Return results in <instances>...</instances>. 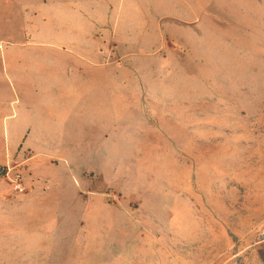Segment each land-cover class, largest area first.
<instances>
[{
    "label": "rangeland",
    "instance_id": "obj_1",
    "mask_svg": "<svg viewBox=\"0 0 264 264\" xmlns=\"http://www.w3.org/2000/svg\"><path fill=\"white\" fill-rule=\"evenodd\" d=\"M107 3L104 16H95L93 63L112 79L100 87L109 93L110 110L98 119L94 114L93 123L52 130L61 153L54 167L78 169L79 200L161 201L179 212L183 200L216 201L223 211L232 206L241 213L258 207L264 0ZM13 4L0 0V59L7 46L30 38L22 16L12 15L19 8ZM19 258L0 241V264H21Z\"/></svg>",
    "mask_w": 264,
    "mask_h": 264
},
{
    "label": "crops",
    "instance_id": "obj_2",
    "mask_svg": "<svg viewBox=\"0 0 264 264\" xmlns=\"http://www.w3.org/2000/svg\"><path fill=\"white\" fill-rule=\"evenodd\" d=\"M10 1L30 37L7 46L0 59V164L33 151L26 192L13 194L0 175V241L17 261L264 264V200L241 213L211 200H183L179 212L161 201L77 198L79 171L54 167L61 153L52 130L93 123L94 114L98 119L110 110L109 93L100 87L112 79L93 63L95 16H104L108 0Z\"/></svg>",
    "mask_w": 264,
    "mask_h": 264
},
{
    "label": "built area",
    "instance_id": "obj_3",
    "mask_svg": "<svg viewBox=\"0 0 264 264\" xmlns=\"http://www.w3.org/2000/svg\"><path fill=\"white\" fill-rule=\"evenodd\" d=\"M26 158L22 159V162H10L0 170V175L3 176L8 184L10 185L13 194L24 193L27 191V185L25 182V169L24 165L26 161L33 155L29 150L25 151ZM261 239L264 240V230L260 235Z\"/></svg>",
    "mask_w": 264,
    "mask_h": 264
}]
</instances>
